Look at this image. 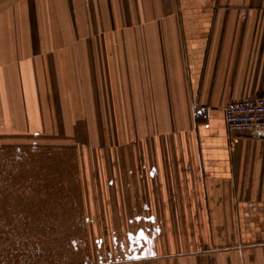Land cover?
<instances>
[{"label": "crops", "instance_id": "1", "mask_svg": "<svg viewBox=\"0 0 264 264\" xmlns=\"http://www.w3.org/2000/svg\"><path fill=\"white\" fill-rule=\"evenodd\" d=\"M259 95L264 0H0V147L122 151L100 262L264 264V139L223 111Z\"/></svg>", "mask_w": 264, "mask_h": 264}, {"label": "rangeland", "instance_id": "2", "mask_svg": "<svg viewBox=\"0 0 264 264\" xmlns=\"http://www.w3.org/2000/svg\"><path fill=\"white\" fill-rule=\"evenodd\" d=\"M31 140L18 150L0 147V264L107 263L99 259L114 251V232L125 229L119 215L105 212L120 198L112 173L100 183L93 154L115 159L122 151L97 148L83 160L80 137Z\"/></svg>", "mask_w": 264, "mask_h": 264}, {"label": "built area", "instance_id": "3", "mask_svg": "<svg viewBox=\"0 0 264 264\" xmlns=\"http://www.w3.org/2000/svg\"><path fill=\"white\" fill-rule=\"evenodd\" d=\"M223 111L228 132L264 139V95L228 99Z\"/></svg>", "mask_w": 264, "mask_h": 264}]
</instances>
